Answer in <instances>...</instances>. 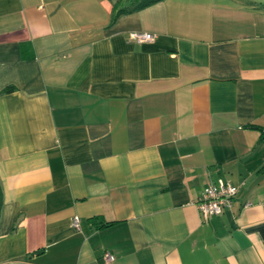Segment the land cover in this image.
<instances>
[{
	"label": "crops",
	"instance_id": "0c3cea01",
	"mask_svg": "<svg viewBox=\"0 0 264 264\" xmlns=\"http://www.w3.org/2000/svg\"><path fill=\"white\" fill-rule=\"evenodd\" d=\"M113 3L0 0V264H264V0Z\"/></svg>",
	"mask_w": 264,
	"mask_h": 264
},
{
	"label": "built area",
	"instance_id": "2783aa9c",
	"mask_svg": "<svg viewBox=\"0 0 264 264\" xmlns=\"http://www.w3.org/2000/svg\"><path fill=\"white\" fill-rule=\"evenodd\" d=\"M128 36L130 40L138 43L152 41L155 38V34L148 31H131ZM236 192L237 187L230 181L218 178L216 181L208 182L202 188L199 198L195 201V205L203 219L206 220L209 216L219 214L224 208L229 207ZM71 223L74 228H78V216H73ZM102 259L105 263H109L114 259V255L110 251L104 250Z\"/></svg>",
	"mask_w": 264,
	"mask_h": 264
},
{
	"label": "trees",
	"instance_id": "16d2710c",
	"mask_svg": "<svg viewBox=\"0 0 264 264\" xmlns=\"http://www.w3.org/2000/svg\"><path fill=\"white\" fill-rule=\"evenodd\" d=\"M155 1L158 0H114L113 3L114 11L111 17V23L114 22L116 19H118L121 15L143 8ZM10 89L11 88H7L6 91ZM1 205H2V188L0 184V211H1Z\"/></svg>",
	"mask_w": 264,
	"mask_h": 264
}]
</instances>
